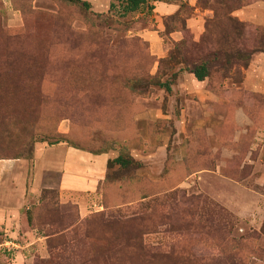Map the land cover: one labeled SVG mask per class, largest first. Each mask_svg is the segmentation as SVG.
<instances>
[{"label":"rangeland","instance_id":"rangeland-1","mask_svg":"<svg viewBox=\"0 0 264 264\" xmlns=\"http://www.w3.org/2000/svg\"><path fill=\"white\" fill-rule=\"evenodd\" d=\"M82 1L0 0V160L60 143L109 158L82 202L46 173L22 212L37 241L1 248L0 264H264V96H218L264 39L231 13L264 0H195L209 11L197 38L189 0L163 18L153 2L123 17Z\"/></svg>","mask_w":264,"mask_h":264},{"label":"crops","instance_id":"crops-1","mask_svg":"<svg viewBox=\"0 0 264 264\" xmlns=\"http://www.w3.org/2000/svg\"><path fill=\"white\" fill-rule=\"evenodd\" d=\"M189 2L193 7V13L186 20L185 25L197 38L204 32V15L209 11H200L194 7L195 0ZM151 4L156 18L175 15L181 10L177 1L159 0ZM12 12L16 14L19 10L15 9ZM231 14L239 21L264 27L262 2L253 4L251 2ZM139 33L152 43L156 42L154 45L156 54L163 50L157 31L147 28ZM170 34L175 41L181 38L180 31H173ZM223 80L224 85L218 87V96L224 99L241 97L244 92L241 94L240 90L264 96V39L262 50L253 55L251 53L241 80L239 82H233L231 78ZM210 94L214 95L212 92ZM254 128L261 129L260 126ZM108 160L105 154H91L64 143L53 147L37 144L31 161L0 160V249L10 246L24 249L37 241L33 232L25 230L22 212L26 201L34 200L33 197L39 193L46 173L58 174V189L63 198H73L78 200L77 202H82L86 201L88 196L95 194L102 185ZM21 253L17 254L22 255Z\"/></svg>","mask_w":264,"mask_h":264},{"label":"trees","instance_id":"trees-1","mask_svg":"<svg viewBox=\"0 0 264 264\" xmlns=\"http://www.w3.org/2000/svg\"><path fill=\"white\" fill-rule=\"evenodd\" d=\"M69 4L73 5H82V7L89 9L90 5L87 2H83L82 0H63ZM115 1L120 3V7L122 10L121 16L125 17L126 15L130 13H135L139 11L140 9L145 8L146 5H148L150 2L158 1V0H112V3L110 4V10L115 9ZM168 1H177V0H168ZM208 67L207 64L204 63L198 67H196L192 74L194 75L195 79L199 82L204 81L206 78H208ZM32 159V157H29ZM113 163L119 165L120 167H129L133 162L129 159L124 158L123 156H119L115 160H113Z\"/></svg>","mask_w":264,"mask_h":264}]
</instances>
